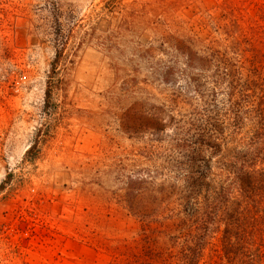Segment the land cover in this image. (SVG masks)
Here are the masks:
<instances>
[{"label":"rangeland","instance_id":"rangeland-1","mask_svg":"<svg viewBox=\"0 0 264 264\" xmlns=\"http://www.w3.org/2000/svg\"><path fill=\"white\" fill-rule=\"evenodd\" d=\"M229 1L0 0V264L140 253L117 173L150 137L121 131L124 89L146 88L130 96L156 106L180 91L152 73L178 57L173 39L214 36Z\"/></svg>","mask_w":264,"mask_h":264},{"label":"trees","instance_id":"trees-1","mask_svg":"<svg viewBox=\"0 0 264 264\" xmlns=\"http://www.w3.org/2000/svg\"><path fill=\"white\" fill-rule=\"evenodd\" d=\"M248 2L230 0L206 40L173 39L178 57L152 74L184 87L162 104L124 89L121 131L150 137L118 166L140 228L125 264H264V11Z\"/></svg>","mask_w":264,"mask_h":264}]
</instances>
